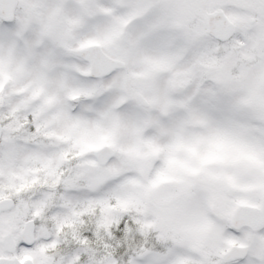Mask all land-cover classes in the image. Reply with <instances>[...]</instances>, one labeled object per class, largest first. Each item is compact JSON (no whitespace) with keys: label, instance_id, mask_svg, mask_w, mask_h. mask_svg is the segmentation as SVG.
<instances>
[{"label":"snow or ice","instance_id":"obj_1","mask_svg":"<svg viewBox=\"0 0 264 264\" xmlns=\"http://www.w3.org/2000/svg\"><path fill=\"white\" fill-rule=\"evenodd\" d=\"M0 264H264V0H0Z\"/></svg>","mask_w":264,"mask_h":264}]
</instances>
